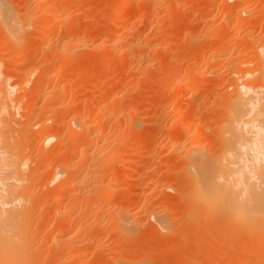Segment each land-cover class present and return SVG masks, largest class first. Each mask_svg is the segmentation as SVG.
Listing matches in <instances>:
<instances>
[{
  "label": "rangeland",
  "instance_id": "374dc122",
  "mask_svg": "<svg viewBox=\"0 0 264 264\" xmlns=\"http://www.w3.org/2000/svg\"><path fill=\"white\" fill-rule=\"evenodd\" d=\"M225 1L153 0V3L155 2L152 3L154 6L151 10L155 14V16L153 15V21H140L135 13L144 9L143 6L136 4L135 7L132 6L133 11L131 12L130 9L132 8L122 9L117 0H3L12 12L19 13L17 16L20 15L21 17L22 14L26 13L29 18L27 21H31H28V29L23 32L22 38L16 42L17 44L23 43L22 48L17 47L18 45L16 43L15 45L12 40L5 39L3 32L0 31V57L2 58L0 72L7 71L6 74L11 77L8 82L12 84L11 80L14 82L15 80L19 81L25 76L27 77L28 72L37 68L41 70L40 66L44 69L51 62L48 66H53L52 70L59 69L56 61L62 56L60 48L63 46L64 41L69 38L74 42H87L89 45L78 50L79 56L77 58L73 57L60 66L66 68L67 72L69 71V78L63 79L59 83L53 80L44 81L43 89L46 91L55 89V92H57L61 86L69 85L73 97H67L62 102L63 105L71 104L72 98L74 99L76 96L75 99L78 98L77 101L82 102V105L79 103L80 106H77L79 109L84 110L85 108L87 113L91 111L90 107L92 108L94 100H98V98L102 105L109 107L112 101L110 99H113V93L114 95L117 93L118 108L131 104L130 102H132V108L134 107L133 109L130 108L129 111L119 108V110H116L117 113L107 109L109 112L103 113L99 118V121L104 124L103 137L101 135L103 141L106 139L103 143L104 149L116 159L113 167L114 173H107L110 181L116 184V188L113 201L110 203L101 202L102 205L96 202L97 204L90 203L86 205L87 207H83V212L89 214L91 211L97 212L98 206H102L99 208L105 210V212L102 213L103 210L99 209L101 211L99 215L103 214L100 215L102 218L98 215L99 221L88 222L84 225L83 231L77 234L73 229L75 226L71 224L68 227V232H72L71 229L73 230L72 235L69 234L70 232L68 233L75 240L72 241L78 243L79 246L83 244V249L87 248L88 250L85 252L84 257L75 260L72 264H230L231 262L229 263L227 260L214 258V255H212V259H208L211 256L210 254L207 255L208 258L203 259L204 257L201 254L198 256V246L206 248V251H210L212 248V251L215 250L214 253L223 252L228 247L237 251L241 247H245L242 244L245 242L244 239L256 241L257 238H261L260 235H258L260 237L253 236L254 239L248 238L249 236H246V234L241 236L228 226H225L226 228L215 225L207 227L208 225L204 223V219L200 220L199 224L197 223L195 226L192 224L191 226L190 223L185 222L184 217L183 220L180 218V215L187 210L185 209L187 204L184 203V199L182 201L183 197H181L182 194L185 195V191H183L184 183H181L184 182L182 169L185 162L176 156V153L172 154L170 151L172 146L177 144L179 146L177 152L191 151L195 149L196 143L205 145L210 138L212 143L206 151L208 154H213L215 142L217 141L212 131V128L214 129L212 120L219 110L212 108L215 103L217 105L215 108H217L219 101H221L214 102V98L220 99L223 95H226L225 92L229 89V76L226 65L223 66V60L220 59L218 65L211 68L202 64L200 60L203 57L206 58L215 49V44L222 40L224 43L222 42L219 45H221V48L224 46L223 49H226L225 54L227 57L248 61L249 49L245 48L250 42L254 44L255 40H259L261 36L260 20L262 19L264 22V0H251L250 7L247 8V10L249 9V15H251L249 16L247 13V16H244L252 21L260 19L259 21L256 20L259 24L258 22L254 24V21L248 28L236 26L234 19L240 14L237 8V10L235 8L231 9V14L233 13L230 18L232 23L230 25L226 24L227 21L224 20L225 11H227L228 6L234 4V1L227 0L226 3ZM60 21H62L61 28L52 31L46 42L38 44L39 36L42 33L39 32L41 26L44 28L51 24L59 26ZM69 28L70 30L73 29V32ZM68 30L70 33H68ZM248 31L254 33L253 38H246L245 33ZM220 34L221 37L225 36L221 38ZM216 36L220 37L219 41H217ZM215 38L216 41H214ZM253 39L254 41H252ZM233 44L237 45L234 50L230 48ZM28 48H35L36 50V54L33 53V56L31 54L30 58L25 57ZM124 54L126 57L128 55L126 59L123 58L125 57ZM195 56L197 57L196 60L199 59L198 61L193 60ZM49 57L53 60L47 63ZM124 60H126V64ZM251 64L250 70L255 68V65ZM31 68L32 70H30ZM203 69L206 74H199V71ZM116 78L119 82H115ZM188 81L192 82V85H195L196 88L199 87L201 95L199 94V98H195L196 100L190 99V94L193 93L191 87L194 86L190 85ZM108 82L114 84L111 83L110 87ZM115 83H117V86H115ZM187 83L191 87H188ZM36 101H34L36 104L32 102L30 104L31 112H36L43 104L39 99L38 103ZM22 104L19 106L20 112H23L22 109L26 108L25 103ZM31 105H33L32 108ZM197 105L200 107H197ZM13 106L15 104L12 102V108L14 109ZM133 112H138L141 115L140 121H133L132 116L128 117ZM15 116L17 119L15 124H12V132L15 135L16 132L21 135V131H14V129L19 130L26 123L31 125L30 120L32 118H27L30 121L27 122L26 118L22 117L20 119L17 112ZM23 121H25L24 125L22 124ZM61 134H64V132ZM112 135L113 138L118 139L116 146L115 143L112 145L111 142L106 145ZM68 145V141H63L60 152L67 150ZM90 149V152H93V146ZM72 154L69 153L68 159L70 158L69 163L71 162L74 165L81 157L80 151H74ZM52 164L55 165V163ZM100 168H102V165ZM50 172L51 170L47 169L45 175L50 174L51 176ZM46 177L48 182V175ZM180 184L183 186L182 191ZM41 189L42 192L39 190L37 192L45 194L46 191L50 190L45 185ZM178 193L181 198L178 197ZM151 194L163 196L162 199L155 202L154 206H151L164 216L166 222L163 228L164 231L162 230L163 226L159 230L158 227L160 226L156 224L155 219L151 218L152 216L144 213L146 209L145 197ZM181 202L184 205L186 204L185 208L182 207ZM112 206L119 209L122 207L124 209L128 208L127 212L138 213L141 211L145 214L142 217L140 215L135 216V220L132 221L137 228L135 231L130 232L132 234L123 236V239L113 232L114 222L111 220L113 212L109 215L110 213L107 214V209H105ZM180 207L183 208V212H181L182 208L180 209ZM185 214H187V211ZM77 218L73 219L74 223L79 221ZM95 222L99 226L102 224L100 226L101 233L98 232L99 234H97L99 226L95 225ZM227 229L229 231H226ZM224 230L225 234L222 233ZM47 231L48 229L42 233L45 234ZM220 232L222 235L224 234L223 237H220ZM229 235L231 238L228 240ZM117 238H120L119 242L115 241L118 240ZM92 242L97 244L94 243L90 246ZM69 246L68 249L71 251L72 248L71 246L69 248ZM46 247L51 249L52 245L47 243ZM254 248L256 249V246ZM197 250L198 252H195ZM192 254H195V256L193 255L194 258L198 256L196 258L199 259H194ZM234 264H243V261L239 262L238 260ZM255 264H264V262L261 261Z\"/></svg>",
  "mask_w": 264,
  "mask_h": 264
},
{
  "label": "bare ground",
  "instance_id": "6f19581e",
  "mask_svg": "<svg viewBox=\"0 0 264 264\" xmlns=\"http://www.w3.org/2000/svg\"><path fill=\"white\" fill-rule=\"evenodd\" d=\"M117 1H119L118 3L121 5L122 9H130L132 6L135 7L136 4L143 6L144 9L133 13H135V16L140 21H153V15L155 16L151 11L155 3H153V0ZM250 1L251 0H232L234 4L228 6L227 11H225L224 20L227 21L226 24L230 25L232 23L230 18L233 14H231V9L233 8H237L239 10L238 13L241 14L234 19L235 23H233L236 26L248 28L254 21V24L258 22L260 19L252 21L250 18L244 16H247V13L249 15V9L247 10V8L250 7ZM130 10L132 12L133 8ZM18 14L12 12L7 6V3L0 0V31L3 32L5 39L12 40L14 44L22 38L23 32H26L28 29V14H22L23 16L21 15V17L20 15L17 16ZM260 21L261 24H259V22L258 24L261 25V36L259 40L257 39L258 41L255 40V42L253 39L252 41H254V44H252V42L249 43L246 38H253L254 33L252 34L251 31L245 33V39L249 43L247 45L248 48L247 46L245 48L247 50L249 49L248 61L245 59L239 60V58L227 57L225 54L226 49L224 50V46L221 48V45H219L223 42L222 40L221 42L219 41L221 34L220 37L216 36L219 42L215 44V49L206 58L203 57L200 60L202 64L210 68L216 67L220 59L223 60V66L226 65L225 67H227V74L229 76L228 88L230 90L227 88L228 90L225 92L226 95H223L220 99L214 98V102L221 100L219 103H222L219 104L217 101L219 108H215L217 106L215 105L216 103L212 108L219 110L217 112L218 116L216 115L213 120L211 119L214 123V129L212 128V131L217 141L215 142L213 154H208L206 151L207 147H210L212 143L210 138L207 141L205 140V145L196 143L197 145L195 144L196 146H194L195 149L191 151H186L184 153L177 152L179 148L178 144L172 146L170 151L172 154L176 153V156L185 162L182 169L184 182H181L182 184L184 183V187L180 184L181 191L184 188L183 191H185V195L182 194L181 196L178 193V197H183L182 201L184 199V203L187 205L185 204V206L183 202H181L183 205H180H182L183 208L186 207L185 209L187 210L181 214L183 208L180 207V209L182 208L180 212L181 220H183L184 217L187 224L190 223L191 226L192 224L195 226L197 223H200V220L204 219V223L208 225L207 227L215 225L226 228L228 226V228H233L234 232H237L241 236L245 234L246 236L248 235L250 239L255 235L256 237L258 235L261 236L262 239L257 238L258 240L256 241L244 239L245 242L242 244L245 245V247L243 246L237 251L233 250L230 246L232 249L228 247L223 252L218 251L214 253L215 250L212 251V248L210 251H206V248L198 246V256L201 254V256L204 257L200 258H208L207 255L210 254L211 256H209L208 259H212V255H214V258L217 257L216 259L220 258L227 260V262H231L230 264H234L238 260L239 262L243 261V264L264 262V22L262 19ZM61 23L62 21L59 22V26L51 24L46 28L43 26L40 28L39 26V32L42 33L39 36L38 44L46 42L52 31L61 28ZM69 30L68 33L73 29ZM214 41H216V38ZM17 45V47L22 48L23 43H18ZM88 45L87 42H74L68 38L60 48L62 56L56 61L59 69L52 70L53 66H48L53 60V58L51 59V57H49L47 63H51L48 65L46 64L47 66L44 67V69L40 66L41 70L37 68L30 72L27 71V77L25 76L22 78V76V79L19 81L15 80V82L11 80V82H13L12 84L8 82L11 77L6 74L7 71L0 72V79L2 78V80H0V264H72L75 260L81 259L86 255L85 252L88 250L87 248L83 249V244L79 246L78 243L76 244L73 242L75 241L73 240L74 238L70 237L73 230L71 229L72 232L69 231V233L68 227L72 224L75 226V228L72 226L74 232H76V234L80 233L83 231L84 225L88 222L92 223L93 221H99L98 215L103 210L99 208L102 206H98L97 212L91 211L92 213L89 212V214H86L83 212V207L90 203H110L113 201L116 184L110 181L107 173H114L113 167L116 159L104 149L103 143H105L104 141L106 140L103 141L102 139L104 124L99 121V118L103 113L106 114L108 110L114 112L120 108L124 111H129L130 108H134L131 106L132 102H130L131 104L127 103L128 105L118 108L117 105L119 102L116 97L117 93H115V95L113 93V99L109 98L112 101L109 107L107 106L108 108L102 105L98 98V100H94L95 102L92 108L90 107L91 111L87 113L83 106L82 108H84V110L79 109L77 106H80V104L82 105V102L77 101L78 98L75 99L76 96L74 99L72 98L71 104L63 105L62 102L67 97H73L71 88L68 87L69 85L67 86V84H65L61 86L57 92H55V89L49 91L43 89L44 81L53 80L59 83L63 79L69 78V71L67 72L66 68H63V66L61 68L60 66L73 57L77 58L79 56L78 50ZM230 48L234 50V48H237V45L233 44ZM27 51L25 57L36 54L35 48H28ZM196 56L193 59L194 61L199 60H196L198 57ZM127 57L125 56L123 58L126 59ZM125 61L126 60H124V62ZM1 62L2 58L0 57V63ZM251 63L255 65V68L252 70L249 69ZM30 70H32V68ZM204 73V69L199 71L201 75ZM117 78L115 82H119ZM111 81L113 82L114 79ZM111 83H109V85ZM116 84L117 83H115V86H117ZM118 84L120 85V83ZM189 84L192 85L193 83L189 82ZM190 85L188 86L187 83L188 87H191ZM192 86L194 87H191L193 88V93L190 94V99L196 100L197 97L199 98L198 95L200 94L199 87L196 88L195 85ZM38 99L43 103L42 106L39 108L36 106V109L38 108L37 111L31 112L30 104H36L34 101H38ZM12 102L15 104V106H13L14 109L12 108ZM22 103L26 105V108L24 107L27 110L26 112L25 109H22V111H24L20 112L19 106ZM32 106L33 105H31V108ZM197 107L200 106L197 105ZM15 109L20 119L22 117L26 119L32 118L30 120L32 122L31 125L26 123L25 126H23L25 123V121H23V125L21 124L23 127L21 129H14V131H21V135L16 132L17 136L12 132V124H15L17 119L15 118ZM117 112L118 111H116V113ZM129 116H132L131 118H133V121H138L141 115L138 112H133V114L131 113L128 117ZM30 121L28 120L27 122ZM16 124L18 123L16 122ZM24 127L27 128L25 129ZM62 132H64V134H61ZM117 140L118 139H116V137L113 138L112 135V137H109V142H106V145L111 142L112 145L115 143L114 145L116 146ZM63 141H68L69 145L67 150L60 152ZM91 145L93 146V152H90L92 149H90V147H92ZM106 145L105 147H107ZM78 150L81 156L79 161H75L77 163L74 165L71 162L70 164V158L68 159L69 153L72 154V152ZM52 163H55V165ZM101 165L102 168H100ZM47 169L51 170V176L47 174L48 177L50 176L48 182L46 181L47 175H45ZM44 185L50 190L46 191L47 193L45 194L37 192L38 190L41 191ZM162 198V195L158 196L156 194L147 195L145 197L146 209L144 213H146V215L149 214L152 216L151 218L155 219L156 224L160 226H157L159 230L162 226L163 230L166 222L161 212L156 211V209L154 210L153 206L157 200ZM179 200L181 201V199ZM46 205L49 206L47 207ZM105 209H107V214L110 213L109 215H111V212L115 214L111 215L113 217L111 220L114 222V229L113 227L112 229L114 230L113 232L117 236L122 237V239L123 236L132 234L130 232L135 231L137 228L132 221L135 216H145L141 211L138 213L133 211L127 212L128 208L124 209V207L119 209L112 206L109 209ZM186 211L188 215L185 214ZM103 212H105V210H103L102 213ZM75 217H78L77 219L79 220L76 221L77 223L75 222L76 224L73 221ZM100 217L102 218V216ZM95 225L98 224L95 222ZM100 226H102V224ZM100 226L97 229V234L101 233ZM46 229H48L47 233L45 232V234H43V231ZM195 231L196 229L194 232ZM226 231L229 230L227 229ZM224 232L225 230L222 233ZM68 233L71 235H68ZM219 234H221V232ZM223 235L221 234L220 237H223ZM69 237L72 239L70 240ZM94 237H96V235H94ZM94 237L93 239H95ZM230 238L229 235L228 240ZM232 238H234V236H232ZM117 239L118 240L115 241L119 242L120 238ZM96 242H92L93 244L91 243L90 246L94 245V243L97 244ZM47 243L52 245L51 249L48 248L49 250L46 247ZM232 243L234 242L232 241ZM69 245L72 248L71 251L68 249ZM120 246L122 247V244ZM252 246H256V249H253ZM198 250L195 252H198ZM193 255L195 256V254H192V256ZM196 257L194 259H199Z\"/></svg>",
  "mask_w": 264,
  "mask_h": 264
}]
</instances>
